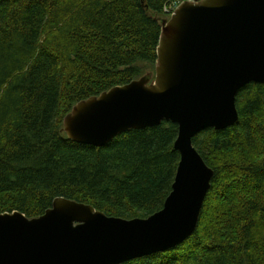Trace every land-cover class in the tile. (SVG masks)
Wrapping results in <instances>:
<instances>
[{
  "label": "trees",
  "instance_id": "obj_1",
  "mask_svg": "<svg viewBox=\"0 0 264 264\" xmlns=\"http://www.w3.org/2000/svg\"><path fill=\"white\" fill-rule=\"evenodd\" d=\"M174 1L0 0V214L37 218L56 198L126 220L161 210L179 162L175 124L100 148L61 128L76 103L154 70ZM235 106L233 126L192 139L214 173L195 231L124 264H264V83L241 88Z\"/></svg>",
  "mask_w": 264,
  "mask_h": 264
},
{
  "label": "water",
  "instance_id": "obj_2",
  "mask_svg": "<svg viewBox=\"0 0 264 264\" xmlns=\"http://www.w3.org/2000/svg\"><path fill=\"white\" fill-rule=\"evenodd\" d=\"M159 23L154 70L76 103L61 131L100 148L132 130L175 124L179 162L161 211L114 219L56 198L37 218L2 213L0 264H124L171 250L197 228L214 173L192 139L233 126L238 91L264 83V0L186 1Z\"/></svg>",
  "mask_w": 264,
  "mask_h": 264
},
{
  "label": "built area",
  "instance_id": "obj_3",
  "mask_svg": "<svg viewBox=\"0 0 264 264\" xmlns=\"http://www.w3.org/2000/svg\"><path fill=\"white\" fill-rule=\"evenodd\" d=\"M196 2L199 0H176L173 3H171L168 7L164 8V12L166 14V17H170L175 9L182 3V2Z\"/></svg>",
  "mask_w": 264,
  "mask_h": 264
},
{
  "label": "bare ground",
  "instance_id": "obj_4",
  "mask_svg": "<svg viewBox=\"0 0 264 264\" xmlns=\"http://www.w3.org/2000/svg\"><path fill=\"white\" fill-rule=\"evenodd\" d=\"M164 15H165V14H164ZM98 96H99V95H98ZM176 152H177V151H176ZM174 179H175V176H174ZM173 183H174V180H173ZM173 183H172V184H173ZM161 209H162V208H161ZM159 211H161V210H159ZM159 211H158V212H159ZM156 213H157V212H156ZM154 214H155V213H154ZM152 215H153V214H152ZM112 218H114V219H121V218H115V217H112ZM136 219H137V218H136ZM125 220H126V219H125ZM188 238H189V237H188ZM182 243H183V242H182ZM168 251H169V250H168Z\"/></svg>",
  "mask_w": 264,
  "mask_h": 264
},
{
  "label": "rangeland",
  "instance_id": "obj_5",
  "mask_svg": "<svg viewBox=\"0 0 264 264\" xmlns=\"http://www.w3.org/2000/svg\"><path fill=\"white\" fill-rule=\"evenodd\" d=\"M167 18H169V17H167ZM149 71H150V70H149ZM149 71H148V72H149ZM152 71H153V70H152ZM152 71H150V72H152Z\"/></svg>",
  "mask_w": 264,
  "mask_h": 264
}]
</instances>
